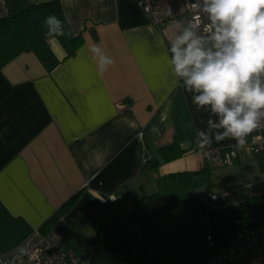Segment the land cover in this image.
Returning <instances> with one entry per match:
<instances>
[{"label": "crops", "instance_id": "0c3cea01", "mask_svg": "<svg viewBox=\"0 0 264 264\" xmlns=\"http://www.w3.org/2000/svg\"><path fill=\"white\" fill-rule=\"evenodd\" d=\"M49 1L0 0V18ZM58 1L82 38L75 55L67 57L51 38L40 51L47 64L28 51L0 68V256L23 250L78 194L53 228L88 259L89 221L113 197L125 212L158 191L161 178L213 168L204 149L238 148L235 163L253 158L264 165L235 139L217 140L215 131L210 144L199 146L210 113L197 110L169 61L171 39L184 19L162 32L131 0ZM94 46L114 60L104 71ZM121 102L127 107L119 111ZM173 144L186 153L164 163L159 149Z\"/></svg>", "mask_w": 264, "mask_h": 264}, {"label": "trees", "instance_id": "16d2710c", "mask_svg": "<svg viewBox=\"0 0 264 264\" xmlns=\"http://www.w3.org/2000/svg\"><path fill=\"white\" fill-rule=\"evenodd\" d=\"M51 14L67 21L58 0L31 5L0 18V68L28 51L39 54L47 64V57L40 51L51 38L60 43L67 57L75 55L82 38L73 33L68 23L69 35L45 36L43 21ZM185 153L176 144L159 149L164 163ZM149 164H153L151 169L156 168L157 163ZM211 169L205 167L161 178L158 183L163 191L142 196L130 213L113 204L103 208L89 221L94 233L88 252L90 264H203L238 232L264 224V195L233 208L216 210L197 197L198 189L211 187ZM78 197L77 194L65 203L52 220L42 226V231L53 229L55 222L72 208ZM225 218L228 220L221 223ZM217 227H226L227 231L222 236H214L210 230ZM208 232L214 242L210 249L205 242ZM66 246L72 247L70 242Z\"/></svg>", "mask_w": 264, "mask_h": 264}, {"label": "clouds", "instance_id": "9594fccd", "mask_svg": "<svg viewBox=\"0 0 264 264\" xmlns=\"http://www.w3.org/2000/svg\"><path fill=\"white\" fill-rule=\"evenodd\" d=\"M194 7L209 23L203 34L195 23L177 25L168 48L171 70L197 110L210 113L199 146L210 144L214 131L217 140L230 137L243 146L264 126V0H197ZM67 23L46 16L45 36L69 35ZM91 51L101 71L114 63L101 47Z\"/></svg>", "mask_w": 264, "mask_h": 264}, {"label": "built area", "instance_id": "2783aa9c", "mask_svg": "<svg viewBox=\"0 0 264 264\" xmlns=\"http://www.w3.org/2000/svg\"><path fill=\"white\" fill-rule=\"evenodd\" d=\"M143 10L152 24L160 31L173 28L177 20L184 19L185 25L195 23L201 34L207 26L206 14L197 16L194 5L197 0H131ZM125 103L117 104V110H123ZM244 148L251 154L264 159V126L247 136ZM238 148L202 150L204 160L213 168L232 167L238 158ZM119 197H113L117 205ZM202 201L213 210L223 207L225 196L208 193ZM206 248L214 246L209 232L205 237ZM0 264H90L82 258L74 247L66 246L63 234L56 229L33 233L27 240L23 251L0 256ZM203 264H264V224L250 227L235 234L231 240L215 253L210 254Z\"/></svg>", "mask_w": 264, "mask_h": 264}, {"label": "rangeland", "instance_id": "374dc122", "mask_svg": "<svg viewBox=\"0 0 264 264\" xmlns=\"http://www.w3.org/2000/svg\"><path fill=\"white\" fill-rule=\"evenodd\" d=\"M210 180L211 187L209 189L200 188L195 194L200 199L204 198L208 192L224 195L223 207L225 208H233L253 197L264 195V165L253 158L243 159L241 162L235 163L233 168H212ZM154 191H156L155 193L163 191L159 183L156 187L154 185ZM132 209L125 212L130 213Z\"/></svg>", "mask_w": 264, "mask_h": 264}, {"label": "water", "instance_id": "95a60500", "mask_svg": "<svg viewBox=\"0 0 264 264\" xmlns=\"http://www.w3.org/2000/svg\"><path fill=\"white\" fill-rule=\"evenodd\" d=\"M235 213H239V211H235ZM228 220V218L222 219L220 222L221 223H225ZM212 233H214V236H222V234H224L227 231V228H221V227H217V228H213L210 230Z\"/></svg>", "mask_w": 264, "mask_h": 264}, {"label": "bare ground", "instance_id": "6f19581e", "mask_svg": "<svg viewBox=\"0 0 264 264\" xmlns=\"http://www.w3.org/2000/svg\"><path fill=\"white\" fill-rule=\"evenodd\" d=\"M122 103H124V102H122ZM202 153V152H201ZM206 162V161H205Z\"/></svg>", "mask_w": 264, "mask_h": 264}]
</instances>
